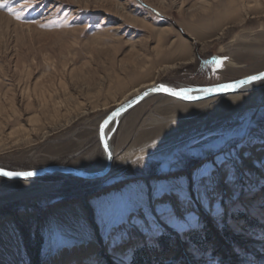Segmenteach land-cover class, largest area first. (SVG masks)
Listing matches in <instances>:
<instances>
[{"label":"rangeland","instance_id":"rangeland-1","mask_svg":"<svg viewBox=\"0 0 264 264\" xmlns=\"http://www.w3.org/2000/svg\"><path fill=\"white\" fill-rule=\"evenodd\" d=\"M214 59H223L222 67ZM263 69L264 0H6L0 168L93 166L103 154L101 120L133 88L151 80L210 86ZM244 116L255 121L257 136L264 132V82L199 102L154 94L117 122L105 177H0V264H116L94 205L115 190L155 183L169 155ZM250 151L253 162L264 158L259 142ZM246 166L250 192L237 215L223 223L204 216L190 237L170 226L152 237L132 229L130 264H190L186 241L214 253L216 264H264V168ZM53 218L79 222L82 232L73 244L46 251L44 230Z\"/></svg>","mask_w":264,"mask_h":264},{"label":"snow or ice","instance_id":"snow-or-ice-1","mask_svg":"<svg viewBox=\"0 0 264 264\" xmlns=\"http://www.w3.org/2000/svg\"><path fill=\"white\" fill-rule=\"evenodd\" d=\"M5 6L6 0L0 3V7ZM7 10L16 19L21 18L11 7ZM211 63L222 67L223 59H214ZM257 81L264 82V73L202 91L211 93L244 88ZM156 90L187 100L196 98L190 94L192 89L174 90L160 85ZM257 142L264 145V132L257 136L253 118L241 117L235 127L225 129L215 137L191 140L169 155L167 162L160 165V175L155 183L115 190L98 201L94 205L97 223L116 264H130L128 257L134 255L135 249L125 245L131 239L132 229L152 237L158 236L164 226H170L178 235L190 237L202 230L200 226L204 216L223 223L237 215L238 210L245 207L242 198L250 192L248 180L252 169L246 166V162H252L253 167L259 165L264 168V158L253 162L251 155L250 149ZM104 150L108 152L106 142ZM31 175L32 172L0 168V176L3 177ZM81 232L79 222L65 224L51 219L44 230L49 246L46 251H58L73 244L76 234ZM185 243L190 264H216L214 253L195 242ZM242 251L238 246L234 249L238 256ZM90 264H96V261L90 258Z\"/></svg>","mask_w":264,"mask_h":264},{"label":"water","instance_id":"water-1","mask_svg":"<svg viewBox=\"0 0 264 264\" xmlns=\"http://www.w3.org/2000/svg\"><path fill=\"white\" fill-rule=\"evenodd\" d=\"M260 73H264V69L247 75L245 77L233 80V81H229V82H223V83H219V84H215V86H202L203 88H198V89H192L193 91L190 93L192 96L196 97L195 99L192 100H187V99H183L181 97H176V96H172L168 93H165L163 91H158L156 89L159 88L160 85H164L168 88L174 89V90H178V87H174L172 85H169L167 83H157L152 87H148L147 89L143 90L142 92H140L138 95H136L135 97H133L132 99L124 102L122 105H120L119 107L115 108L114 110H112L111 112H109L100 122L99 125V137H100V142L104 148V142L107 143L108 145V152H105L106 155V159H105V165L98 170L95 171H88L85 170L86 168H80V167H76V166H72V165H66V164H53V165H46L43 167H38V168H34V169H29V170H8L5 169L7 171H14V172H32L33 175L28 176V177H3L0 176L2 178L5 179H9V180H21V179H28V178H34V177H39V176H44V175H49V174H53L55 172H67L69 174H73L75 176H79V177H83V178H88V179H93L99 176H102L104 174H106L109 170H110V166H111V162H112V158H113V148L111 145V136L113 135L114 129H115V124L113 125V128L111 129L110 135H107L105 133V129L109 126L110 122L118 117V116H122L125 112H127L129 109H131L132 107H134L135 105H137L138 103H140L142 100H144L145 98L152 96L154 94H164L167 95L173 99L176 100H180L183 102H199V101H204V100H209L212 98H216L219 96H223V95H227L229 93H236L239 90H244L246 88H248V86H253L254 84L260 82H254V84L248 85L244 88H235V89H226L224 91H217V92H204L202 91V89H216V88H220L222 85L225 84H230V83H236L242 79H245L248 76H252V75H258ZM107 121V124L105 123ZM103 137V140H102ZM105 151V150H104ZM109 153L111 154V158L109 159ZM3 169V168H2Z\"/></svg>","mask_w":264,"mask_h":264},{"label":"bare ground","instance_id":"bare-ground-1","mask_svg":"<svg viewBox=\"0 0 264 264\" xmlns=\"http://www.w3.org/2000/svg\"><path fill=\"white\" fill-rule=\"evenodd\" d=\"M157 83H160V82H155L154 80H151V81H149V82H146V83H143V84H141V85H139L138 87H136V88H133V90L131 91V92H129L128 94H126L125 96H123V98L121 99V100H119L117 103H116V107L115 108H117V107H119L120 105H122L124 102H126V101H128V100H130V99H132L133 97H135L136 95H138L140 92H142L143 90H145V89H147L148 87H152V86H154L155 84H157ZM173 86V85H172ZM211 86H215V85H211ZM175 87V86H174ZM205 87H207V86H205ZM252 86H248V88H246V89H249V88H251ZM198 88H203L202 86H191V87H184V86H180V87H178L177 89L178 90H180V89H198ZM246 89H244V90H246ZM239 91H242V90H239ZM238 92V91H237ZM230 94V93H229ZM129 95H132L130 98L128 97ZM180 101V100H179ZM114 108V109H115ZM113 109V110H114ZM130 110V109H129ZM128 110V111H129ZM112 111V110H111ZM110 111V112H111ZM126 113V112H125ZM124 113V114H125ZM123 114V115H124ZM122 115V116H123ZM122 116H118V117H116V118H114L111 122H110V124H109V126L105 129V133L107 134V135H110V132H111V129L113 128V125L115 124H117V122L120 120V118L122 117ZM100 125V124H99ZM111 138H112V136H111ZM98 139H99V142H100V137H99V128H98ZM100 147H101V151L103 152V154H102V158L100 159V161H98V163L97 164H95V165H93V166H88V167H85L86 169L85 170H88V171H95V170H98V169H101L104 165H105V159H106V155H105V151H104V148H103V146H102V144H101V142H100ZM50 165H53V164H50ZM43 167V166H42ZM113 168V158H112V162H111V166H110V170L106 173V174H104V175H102V176H99V177H96V178H101V177H105L107 174H109L110 173V171H111V169ZM49 175H55V176H62V177H66V176H73V177H75V178H77V179H80V180H92V179H88V178H83V177H79V176H75V175H73V174H69V173H67V172H55V173H53V174H49ZM45 176V175H44ZM96 178H93V179H96ZM78 195V194H77ZM83 198V196H81V199Z\"/></svg>","mask_w":264,"mask_h":264}]
</instances>
